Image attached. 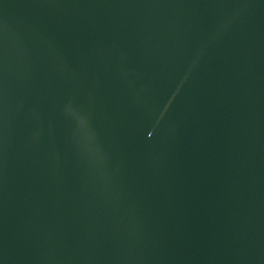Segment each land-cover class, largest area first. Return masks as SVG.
<instances>
[{
  "label": "water",
  "instance_id": "95a60500",
  "mask_svg": "<svg viewBox=\"0 0 264 264\" xmlns=\"http://www.w3.org/2000/svg\"><path fill=\"white\" fill-rule=\"evenodd\" d=\"M0 264H264V0H0Z\"/></svg>",
  "mask_w": 264,
  "mask_h": 264
}]
</instances>
